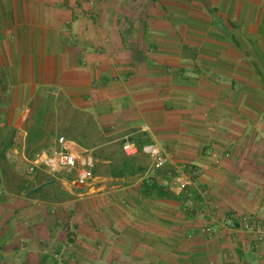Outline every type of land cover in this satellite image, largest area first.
I'll return each instance as SVG.
<instances>
[{
    "label": "crops",
    "instance_id": "obj_1",
    "mask_svg": "<svg viewBox=\"0 0 264 264\" xmlns=\"http://www.w3.org/2000/svg\"><path fill=\"white\" fill-rule=\"evenodd\" d=\"M13 127L120 158L104 155L116 169L95 186L41 170L35 191L0 189V264H264V0H0V188ZM125 139L231 191L229 223L253 214L260 232L233 228L226 249L189 234L203 220L172 217L164 172ZM58 202L69 254L50 237Z\"/></svg>",
    "mask_w": 264,
    "mask_h": 264
},
{
    "label": "rangeland",
    "instance_id": "obj_2",
    "mask_svg": "<svg viewBox=\"0 0 264 264\" xmlns=\"http://www.w3.org/2000/svg\"><path fill=\"white\" fill-rule=\"evenodd\" d=\"M17 127L11 129L12 137L14 139V144L8 145L5 147L6 150L11 154L10 155V169L7 168V172L2 176L1 184L2 187L0 189L1 193L8 192L14 194L16 192L24 191L27 186L35 185L44 177H47V174L43 173L41 169L34 168L31 172L28 171L29 168V160L39 151L44 150L50 147V142L48 141V137L45 133L41 130L30 127V129L25 133V135L16 134ZM16 131V132H15ZM60 130L54 132V135L59 134ZM53 135V132H50ZM21 135V137H20ZM11 137V136H10ZM6 142V138L3 139ZM14 145V146H13ZM162 150V149H161ZM164 151V150H163ZM90 152V151H89ZM166 152V151H165ZM109 158L110 154L114 155V157H119V155L114 152H103L96 149V151H91L90 154L93 159V183L90 184L91 186H95L96 178L100 176H110V171H115L116 166L114 163L109 164L105 163L103 160L106 158L104 155H108ZM123 153V152H122ZM168 153V152H167ZM169 154V153H168ZM127 157H132V155H125ZM170 155V154H169ZM149 156V155H148ZM171 157V156H170ZM120 158V157H119ZM150 158V157H149ZM139 162L137 163L138 167L147 168L149 166L148 159L144 156L139 158ZM169 160L162 168L157 169L150 166V169L153 171H157L158 173L164 172L166 178V186L170 185L169 180L170 176L175 173L178 169L182 170L186 174H188L192 179V184L189 186L188 193H174L168 192L171 195L172 202H169L171 205V215L174 218H183L187 220H203L201 221L202 225L201 228L196 229V231H189V234L192 233L193 235L202 234L207 239H218L219 247L227 248L231 247L230 241L227 238V234L229 232H233V228L239 229L238 232L247 231L248 229H252L253 231L259 233L260 232V223H255L254 225L250 223L251 219L249 216L253 214H249L243 220V226L235 227L231 223V217H235V214L227 212V203L229 202L228 194L231 195L232 192L226 190L222 192H218L217 190H213L211 186H208V183L198 178L201 177L198 174V170L191 165H173L170 163ZM169 164V165H168ZM169 167H168V166ZM71 177V176H70ZM206 177V175L204 176ZM207 178V177H206ZM200 182V183H199ZM90 185H82L83 187H89ZM226 187V186H225ZM64 191L59 188L56 191L57 196L59 199H68L70 197L69 194L63 193ZM72 195V194H71ZM73 196V195H72ZM50 195L47 197L50 200ZM46 198V199H47ZM190 198V202H186V200ZM57 204V205H56ZM54 206L55 212L54 214L58 215V221H55L54 225L51 226L52 233H50V237L56 238L58 242V250L59 253H72L71 251L76 248L75 240L76 239V227L73 223L69 222L67 216V208L63 207L62 202L56 203ZM42 207H38V210ZM45 212H49L50 207L47 204L43 207ZM18 215V214H17ZM215 222L214 225H211V222ZM208 222V223H204ZM210 224V225H209ZM252 224V225H251ZM232 228L231 230H228ZM219 236V237H216ZM223 240V241H222ZM215 243L217 241H214ZM45 245V243H44ZM64 258V257H63ZM67 261L66 258H64ZM63 263V261H61Z\"/></svg>",
    "mask_w": 264,
    "mask_h": 264
},
{
    "label": "built area",
    "instance_id": "obj_3",
    "mask_svg": "<svg viewBox=\"0 0 264 264\" xmlns=\"http://www.w3.org/2000/svg\"><path fill=\"white\" fill-rule=\"evenodd\" d=\"M121 151L125 155H134L141 150L149 155L154 168H162L169 160L170 155L161 150L158 146L151 143L138 146L133 140L125 139L120 145ZM93 159L88 150L79 147L73 140L64 135H58L54 146L37 152L29 160V168L41 169L48 174L64 173L74 176L80 185H90L93 180ZM170 188L175 193H188L189 186L192 184L191 177L182 170H176L170 176ZM190 202V198L186 200Z\"/></svg>",
    "mask_w": 264,
    "mask_h": 264
},
{
    "label": "water",
    "instance_id": "obj_4",
    "mask_svg": "<svg viewBox=\"0 0 264 264\" xmlns=\"http://www.w3.org/2000/svg\"><path fill=\"white\" fill-rule=\"evenodd\" d=\"M51 181L52 180H47V181L41 182V183L37 184L36 186H33L32 188H30L29 191H35V190L41 188L44 184L49 183Z\"/></svg>",
    "mask_w": 264,
    "mask_h": 264
},
{
    "label": "trees",
    "instance_id": "obj_5",
    "mask_svg": "<svg viewBox=\"0 0 264 264\" xmlns=\"http://www.w3.org/2000/svg\"><path fill=\"white\" fill-rule=\"evenodd\" d=\"M31 186H33V185H31ZM31 186H27L25 189L27 190V189L30 188Z\"/></svg>",
    "mask_w": 264,
    "mask_h": 264
}]
</instances>
